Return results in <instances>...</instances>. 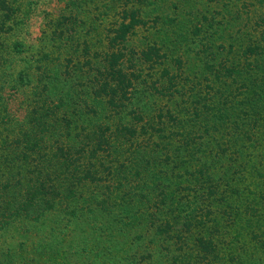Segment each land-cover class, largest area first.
<instances>
[{
  "label": "trees",
  "instance_id": "trees-1",
  "mask_svg": "<svg viewBox=\"0 0 264 264\" xmlns=\"http://www.w3.org/2000/svg\"><path fill=\"white\" fill-rule=\"evenodd\" d=\"M89 1L63 0L60 14L48 21L54 48L74 54L63 60L59 52H45L40 64L24 62L17 85L32 76L36 86L21 124L11 125L0 86V229L54 210L59 201H80L85 192L98 216L93 220L108 216L117 234L150 232L149 224L171 264H264V0L252 17L251 0H234L240 5L234 15L219 14L215 24L207 22L208 12L200 15L186 51L203 71L191 74L183 72L176 47L169 56L155 44L140 51L139 63L128 59L124 67L123 47L145 24L136 6L104 31L106 49L90 53L94 25L106 15L94 5L93 13ZM211 1L224 6L226 0ZM21 4L0 0L1 32L22 24ZM89 16H97L95 24ZM224 19L237 28L214 47V26H226ZM166 58L177 67L147 82L141 64L152 71ZM13 165L22 177L26 171L14 182V198L9 179H1ZM69 215L81 219L76 209ZM101 226L91 228L98 238L108 233ZM134 238L140 236L129 242ZM158 251L143 253L154 258ZM20 259L15 253L10 261L30 264Z\"/></svg>",
  "mask_w": 264,
  "mask_h": 264
},
{
  "label": "rangeland",
  "instance_id": "rangeland-1",
  "mask_svg": "<svg viewBox=\"0 0 264 264\" xmlns=\"http://www.w3.org/2000/svg\"><path fill=\"white\" fill-rule=\"evenodd\" d=\"M223 3L224 6L222 2L217 3L211 0L89 1V6L93 13L95 10L94 5L106 16L105 18H100L102 20L100 27L103 28L104 26V30H101L102 28L100 29V27L98 28V25L94 23V19L97 16L88 17L89 20L93 19L91 24H95L92 31L93 34H91V39H89L91 47L88 51L90 53L96 49L104 51L107 47L104 31L107 28L113 29L119 25L123 17V9L136 6L141 11L140 17L145 24L134 29L133 34L129 36L125 47H123V53L126 55L125 59H123L124 67H129L128 59L132 60L133 64L139 63V59L142 58L143 60L140 51L146 50L150 45L155 44L158 47H162V53L167 52L169 56L175 54L172 50L176 47L177 54L182 55L183 72L191 74L196 73V70L203 71L202 65L197 63L193 52L187 53L186 51L190 44L188 37H190V31L193 27L196 24H200V15L202 13L208 12L207 16H209L210 21L207 22L215 24L216 18L220 16L219 14L231 18L236 7H240V5H235L234 0H226ZM246 3H253L254 5H248L247 7L251 12L249 17L254 16L255 12H260L261 8H259L258 0H251ZM21 5L22 12L19 18L22 20V24H13L11 27L9 26L10 30L0 31V55L3 57L0 60V86L5 85L2 92L3 99L8 104L12 126L21 124L25 119L30 94L36 86L35 79L32 76L30 79H24V84L17 85V75L26 67L24 62L35 61L34 66L40 64L43 62L41 57L45 52L52 54L59 52L58 57L60 56L63 60L66 54H74L67 46L60 48L61 50L54 48L57 47L58 42L52 37L53 27L48 25L49 20H54L60 14L63 9V0H22ZM107 5L110 6V10L106 7ZM167 18H171L174 21L166 20ZM224 22L226 23L224 27L220 25L214 26L218 34L214 37V44H212L214 47L218 43H225L228 34H233L237 28L236 25L232 24V20L229 23L224 19ZM68 42L71 43L72 41ZM176 44H179V47ZM117 48L119 49V47ZM97 52L102 53L101 51ZM52 54L51 58L53 57L55 63L59 64L61 59L55 58L56 56ZM137 59L138 61H136ZM92 61L94 65L97 64V60ZM143 63L145 62L143 61ZM172 64L177 67L174 61L166 58L160 61V65L152 71L145 64H141V69L144 75L147 74L145 78L149 82L148 78L156 77L162 72V69L168 67L169 70H173ZM60 65L62 67L59 68L58 73L63 70L61 68H63L64 64L62 65L61 62ZM38 66L42 67V65ZM11 86L18 88L15 90ZM163 102L161 100L159 104L165 106ZM170 105L174 106L173 103H170ZM17 169L18 167L15 165L5 169V173H8V175H4L1 178L9 179L11 182L10 197L13 196L12 193L14 195L18 193V187L15 186L14 182L18 178L21 179L22 176L21 173L20 175L17 173ZM21 172L23 180L26 171L21 170ZM12 198H10L11 201H13ZM74 209L77 210L78 216L81 217L79 221L71 220L72 218L69 214ZM93 211L94 206L91 204V196L89 193L84 192L80 201L72 200L68 204L64 201H59L54 210L40 213L33 219L24 218L17 220L10 224L11 227L9 229H0V264H18V260L16 262L10 261L11 257L15 256V253L23 258L20 261L24 263V259H29L30 264H139L138 259L141 254L144 256L141 262L144 261L145 264H171V259L158 251L161 247L160 241L158 237H154L150 233H154V230L147 227L149 224L145 227L150 232L140 230L139 232L128 234V237L131 238L136 236L142 238H134V241L137 239L136 242L130 243L127 234H117L115 232V227L109 221L108 216H105L103 220L100 218L93 220V217L97 216L93 214ZM39 212V208H37L35 214ZM86 218L89 220L84 221ZM93 224L102 225L101 227L104 226L107 229L108 233L104 238H98L93 235V232H91ZM109 232L113 233L115 238L111 239ZM230 238L231 235H227L225 243ZM113 240L116 241V246L112 244ZM106 245H108L107 248ZM25 250L27 251L26 254L24 253ZM143 251L150 253L158 251V255L153 254L154 258L148 257ZM132 252L137 254L134 261H130L129 257Z\"/></svg>",
  "mask_w": 264,
  "mask_h": 264
}]
</instances>
